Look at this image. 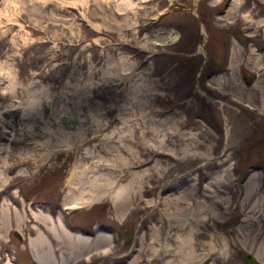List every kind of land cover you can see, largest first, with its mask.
I'll return each mask as SVG.
<instances>
[{
	"label": "rangeland",
	"instance_id": "obj_1",
	"mask_svg": "<svg viewBox=\"0 0 264 264\" xmlns=\"http://www.w3.org/2000/svg\"><path fill=\"white\" fill-rule=\"evenodd\" d=\"M195 1L0 0V264H264V0Z\"/></svg>",
	"mask_w": 264,
	"mask_h": 264
},
{
	"label": "bare ground",
	"instance_id": "obj_2",
	"mask_svg": "<svg viewBox=\"0 0 264 264\" xmlns=\"http://www.w3.org/2000/svg\"><path fill=\"white\" fill-rule=\"evenodd\" d=\"M199 1L200 0H196L195 1L196 5L193 7V10H195V9H197L199 7V5H198ZM124 2H126V3H124ZM124 2H122V5L126 6L125 7L126 10L127 9L133 10V8L131 7L132 4H133L132 0H124ZM125 4H127V5H125ZM193 15L196 16V18L199 20V24L202 25L201 18L199 16L195 15V13H193ZM158 20H159V18L152 17L151 21H149L147 23V25H145V26L152 25V24L156 23ZM258 24L263 26L264 25V20L259 21ZM93 25H94V23H91L90 27L94 28ZM200 30H202V32H203V29L200 28ZM169 38H170L171 41H177L179 39V35H171ZM204 45H205V42H204ZM129 64L130 63L128 61H126L124 63V65H129ZM123 71H127V70H123ZM114 72H111V74H110L111 77H115L118 80H124L125 79V77L123 76V73H120L119 71L118 72L114 71ZM253 76L255 77V81H256L257 78H258V75L253 74ZM69 121H71V120H69ZM80 124H81V122H80ZM69 126H71V125H69ZM85 178H82L81 181L85 180ZM88 181H85V183H87ZM73 184L74 183H72V185ZM75 185H77V184H75ZM87 191H88L87 189H84V190L81 189V190H79L77 192V190H75V189L74 190L70 189L69 192L67 193V196H66V199H65V209L68 210V211L83 209L85 207H88V206L92 205L95 201L101 200L104 196L107 195L106 188H104V190H102L101 188L100 189H98V188L97 189H91L90 190L91 191L90 194H87ZM125 192H126V188L120 187L119 190H117V192L113 195L114 196L113 198L122 197ZM157 245L159 246V244H157ZM160 248L161 247H156L157 250H159ZM190 254H191L190 256H193L194 253L191 252Z\"/></svg>",
	"mask_w": 264,
	"mask_h": 264
},
{
	"label": "water",
	"instance_id": "obj_3",
	"mask_svg": "<svg viewBox=\"0 0 264 264\" xmlns=\"http://www.w3.org/2000/svg\"><path fill=\"white\" fill-rule=\"evenodd\" d=\"M200 26H201V24H200ZM200 32H201L200 34L203 35L202 30H200ZM205 38L207 39L206 36H205ZM202 45H204V42L202 43ZM245 74L247 77H249L250 81L254 80V77L250 76V74L248 72H245ZM68 125H71L73 128H76L80 125V121L78 119H73L71 121H68ZM239 258L242 261H244L246 264H259L257 258L250 253H242L239 255Z\"/></svg>",
	"mask_w": 264,
	"mask_h": 264
},
{
	"label": "flooded vegetation",
	"instance_id": "obj_4",
	"mask_svg": "<svg viewBox=\"0 0 264 264\" xmlns=\"http://www.w3.org/2000/svg\"><path fill=\"white\" fill-rule=\"evenodd\" d=\"M246 71H244V78H245V81H247L248 84H253L255 82V77L253 75H250L252 77H254V80L250 81L249 77L246 76L245 74ZM249 81V82H248Z\"/></svg>",
	"mask_w": 264,
	"mask_h": 264
}]
</instances>
